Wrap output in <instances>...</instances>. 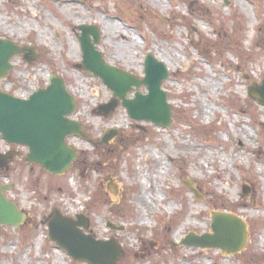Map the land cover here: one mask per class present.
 <instances>
[{
    "label": "rangeland",
    "instance_id": "374dc122",
    "mask_svg": "<svg viewBox=\"0 0 264 264\" xmlns=\"http://www.w3.org/2000/svg\"><path fill=\"white\" fill-rule=\"evenodd\" d=\"M82 25L97 29V50L121 71L142 78L148 55L165 65L170 127L132 121L122 107L95 112L112 94L75 67ZM0 38L38 54L31 64L13 58L0 91L25 96L54 73L77 99L71 119L93 143L119 131L97 147L68 140L79 157L59 177L23 157L0 170V186L10 188L3 197L24 217L17 228L0 226V264H85L48 240L52 210L83 215L82 232L95 240L114 239L117 264H264V107L248 96L264 82V0H0ZM9 149L0 138V153ZM214 213L244 224L240 252L181 245L189 233L213 236Z\"/></svg>",
    "mask_w": 264,
    "mask_h": 264
},
{
    "label": "water",
    "instance_id": "95a60500",
    "mask_svg": "<svg viewBox=\"0 0 264 264\" xmlns=\"http://www.w3.org/2000/svg\"><path fill=\"white\" fill-rule=\"evenodd\" d=\"M78 29L82 52V62L78 68L92 73L113 94L108 103L98 107V113L103 117L110 116L120 100L130 119L151 122L162 128L170 127L172 108L167 102V93L161 89L162 83L169 77L165 65L148 56L144 64V78L139 80L104 62L101 52L96 49L99 32L95 27L82 25ZM20 55L28 63L37 58L32 48L20 47L10 40L0 39L1 78L12 68L10 60ZM49 82L45 89L37 90L27 100L0 91V135L8 144L28 147L26 163L39 165L50 174L61 175L71 167L78 155L66 144L65 139L73 136L86 140V136L82 126L69 119L75 110V99L67 93L64 81L51 75ZM142 86L147 91L145 95L135 93L133 99H126L129 92ZM248 94L264 107V82L261 86L249 88ZM117 134V130L107 131L102 142L109 143ZM11 157L10 153L0 155V168L6 167ZM8 189L0 186V226L17 227L23 221V216L13 203L3 197L2 192ZM189 189L195 192L190 184ZM112 190L116 191L114 187ZM211 220L213 236L188 234L181 244L200 249L216 248L227 255L240 252L246 242L244 224L228 214H212ZM86 222L83 216H76L75 221L53 210L43 223L47 226L49 240L74 261L117 264L121 247L114 239L100 241L82 233L81 228L86 227ZM108 226L117 230L110 223Z\"/></svg>",
    "mask_w": 264,
    "mask_h": 264
},
{
    "label": "flooded vegetation",
    "instance_id": "af4514ba",
    "mask_svg": "<svg viewBox=\"0 0 264 264\" xmlns=\"http://www.w3.org/2000/svg\"><path fill=\"white\" fill-rule=\"evenodd\" d=\"M13 149L18 153L17 158L24 157L27 152V149L24 147H13Z\"/></svg>",
    "mask_w": 264,
    "mask_h": 264
},
{
    "label": "bare ground",
    "instance_id": "6f19581e",
    "mask_svg": "<svg viewBox=\"0 0 264 264\" xmlns=\"http://www.w3.org/2000/svg\"><path fill=\"white\" fill-rule=\"evenodd\" d=\"M139 199H140V203H142V202H143V198H142V197H140Z\"/></svg>",
    "mask_w": 264,
    "mask_h": 264
}]
</instances>
